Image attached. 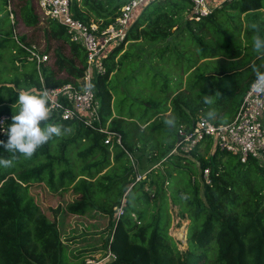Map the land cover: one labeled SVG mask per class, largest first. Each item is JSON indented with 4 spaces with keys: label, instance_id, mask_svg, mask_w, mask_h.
I'll list each match as a JSON object with an SVG mask.
<instances>
[{
    "label": "trees",
    "instance_id": "obj_1",
    "mask_svg": "<svg viewBox=\"0 0 264 264\" xmlns=\"http://www.w3.org/2000/svg\"><path fill=\"white\" fill-rule=\"evenodd\" d=\"M125 1L69 0V9L85 25L102 29ZM189 7L187 0L147 4L126 39L105 53V72L93 79L95 124L121 134L126 148L136 151L137 169L124 150L104 143V134L53 113L49 122L71 132L42 145L30 159L17 153L13 166H0V264H85V258L108 251L114 258L102 264H264V166L252 157L225 158L228 152L218 148L205 157L198 145L192 158L168 155L178 129H189L198 116L230 122L264 71V56L253 50V36H264V0H233L198 18L188 17ZM21 26L39 28L44 44L16 32ZM30 48L47 56L39 71L28 58ZM244 57L246 65L238 70ZM85 70V50L37 0H0V115L9 117L6 127L19 89L77 85ZM127 70L132 76L144 70L150 96L140 89L133 96L136 90L125 83L123 97L132 100L126 115L140 124L137 129L143 126L140 134L149 132L140 139L134 135L135 144L121 126L123 111L115 114L112 107ZM135 104L142 106L138 114ZM7 139L6 132L0 134V141ZM138 151L160 160L162 168L136 181L143 170ZM11 156L0 145V157ZM207 168L209 183L203 179ZM174 177L183 183L175 184ZM40 188L60 202L44 207ZM120 205L123 212L116 216ZM67 216L86 217L98 228L73 235V218ZM176 217L188 222L185 249L169 231Z\"/></svg>",
    "mask_w": 264,
    "mask_h": 264
},
{
    "label": "built area",
    "instance_id": "obj_2",
    "mask_svg": "<svg viewBox=\"0 0 264 264\" xmlns=\"http://www.w3.org/2000/svg\"><path fill=\"white\" fill-rule=\"evenodd\" d=\"M152 1L154 0H126L120 7L119 16L101 29L97 24L87 26L76 19L70 12L69 0H37L42 12L63 25L71 40L81 45L86 52V70L77 80V85L66 83L59 87L42 86L50 90L49 105L53 109L52 113L62 119H78L86 126L104 134V143L111 146L117 145L124 150L136 169L138 168L136 157L124 145L121 134L95 124L99 122L97 114L99 106L95 99L93 79L97 74L105 72L103 63L105 53L126 39L128 29L136 15ZM187 1L190 5L188 17L198 18L207 16L222 4L233 0ZM28 51L30 52L28 58L35 61L39 71L41 63L47 59V56L36 49L30 48ZM256 82L257 78L246 90L237 113L230 122L215 124L203 116H198L189 129H178L177 143L168 155H189L197 145H206L210 142L211 148L233 153L242 162L252 157L264 166V90L257 91ZM8 119L7 115H0V124L4 128ZM3 127H0V134L5 132ZM208 174L209 169H204L203 179L209 183ZM145 175L143 171L136 172L135 180H142ZM122 212V205H120L116 216ZM182 236L186 240V231ZM113 258L114 254L108 251L106 255L98 254L85 258V264H102Z\"/></svg>",
    "mask_w": 264,
    "mask_h": 264
},
{
    "label": "clouds",
    "instance_id": "obj_3",
    "mask_svg": "<svg viewBox=\"0 0 264 264\" xmlns=\"http://www.w3.org/2000/svg\"><path fill=\"white\" fill-rule=\"evenodd\" d=\"M252 27L256 28L255 25ZM253 50L264 56V36L258 33L253 36ZM256 89L264 90V73H257ZM49 100L50 90L47 88L18 90L17 99L12 105L14 114L11 123L6 128L0 124L8 136L7 142L0 141V145L12 154L9 158L0 157V166H13L17 153L30 159L42 145L71 132L68 126L49 122L53 112Z\"/></svg>",
    "mask_w": 264,
    "mask_h": 264
},
{
    "label": "rangeland",
    "instance_id": "obj_4",
    "mask_svg": "<svg viewBox=\"0 0 264 264\" xmlns=\"http://www.w3.org/2000/svg\"><path fill=\"white\" fill-rule=\"evenodd\" d=\"M34 3H35V0H34ZM38 3V2H37ZM187 4V3H186ZM13 5V3L11 4ZM42 11V10H41ZM21 25V24H19ZM243 27H245L243 25ZM16 29V28H15ZM16 32H24L25 34H27L28 36H33V38L37 41L39 39V43L40 44H44L43 40H42V37L40 36V29L39 28H33V29H24L22 26L18 29H16ZM40 36V37H39ZM237 37L234 36V39H236ZM126 47V46H125ZM248 60L247 58L244 57V59L242 60V67L239 68L238 70H241L243 68V65H246L245 61ZM136 69H138L136 67ZM132 71V70H131ZM144 71V70H143ZM143 71H141V74H139L138 76H132L131 75V72L130 71H124L123 72V76L125 75L124 79L121 80V83L119 84V87H118V91L116 92V97L114 99V102L112 103V107H113V112L115 114H117L118 110H121L123 111V115H125V120H122L120 121L121 122V126L122 128H124L125 131H127V135L129 137V144H135V142L137 140H133V136L135 135L136 138L140 139V136H145L146 137V131L145 130L144 132H142V134H145V135H142L140 134V130H143V126H139L140 129H137V125H140V124H137L136 121L134 120H131L128 118V116L126 115V112H128L130 109H131V106H130V103L132 100L131 98H124V94L126 93L125 91V83H128L130 82L131 83V86L130 88L132 87V89L136 92H133V96H136L137 95V92L138 90L140 89L142 93H144V96L146 95V99H148L150 96L148 93V89L147 87L145 86V81L147 80V75H144ZM126 75H129L128 76V80L126 81ZM136 77V78H134ZM144 84V85H143ZM174 86V85H173ZM129 88V89H130ZM133 98V97H132ZM141 100H145L144 98L141 99ZM146 102V100H145ZM132 110L134 112H136L137 114L140 113L142 111V106L139 105V104H135L133 107H132ZM228 116H224V120H227ZM148 132V131H147ZM149 134V132H148ZM139 142V141H138ZM141 145V143L139 142L138 145ZM111 147V145H110ZM149 148V147H147ZM146 148V152H150L149 149ZM214 148H211L210 146H206L204 144L200 145L197 149V152L198 154L200 155H205L208 156L210 155V153L213 151ZM133 151V149H131ZM135 150V149H134ZM136 152V151H133V153ZM138 155L140 156V161H141V167H142V171L147 173L150 169L152 168H162V165L160 164V160H152L150 161L148 159V156H147V153H142L140 151L137 152ZM132 155V154H131ZM188 157L192 158L193 155L192 154H189L187 155ZM237 155L233 154V153H230L228 152L227 155L225 156V158H230L232 160H235L237 159ZM173 181L174 183L176 184L177 181H180L182 182L179 178H176L174 177L173 178ZM183 183V182H182ZM174 185V184H173ZM38 193L40 194V196L42 195V192L43 189H39L37 190ZM54 196V197H53ZM43 199H42V202H43V206L44 207H47V206H53L55 207L61 199H59V196L58 195H42ZM68 198H70V195L68 196ZM175 209L177 210V207H175ZM70 218H73L72 220H70ZM70 220L71 223L70 225L68 226V228H71L72 232L71 234L73 235H78L80 234L81 232H91L93 231L94 229H97V227H93L92 225V221H90V223L88 222L87 218L86 217H73V216H67L66 217V220ZM180 221V224L182 225H178ZM175 222V225L170 227L169 231H170V234L177 240L180 242L179 244V248L180 249H185V244H186V240L183 238V232L186 231V225H187V221H182V220H179L177 217L175 218L174 220ZM178 222V223H177ZM173 225V224H172ZM104 225H99V228H102ZM70 234V235H71ZM185 234V233H184ZM91 246V245H89Z\"/></svg>",
    "mask_w": 264,
    "mask_h": 264
}]
</instances>
